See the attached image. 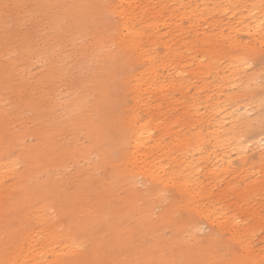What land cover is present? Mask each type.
I'll return each instance as SVG.
<instances>
[{
    "label": "bare ground",
    "instance_id": "6f19581e",
    "mask_svg": "<svg viewBox=\"0 0 264 264\" xmlns=\"http://www.w3.org/2000/svg\"><path fill=\"white\" fill-rule=\"evenodd\" d=\"M250 2L244 39L239 19L197 47L191 0H0V264H264V215H233L234 184H215L258 172L264 188V123L248 115L264 102L250 67L264 0ZM210 74L203 95L174 97Z\"/></svg>",
    "mask_w": 264,
    "mask_h": 264
},
{
    "label": "rangeland",
    "instance_id": "374dc122",
    "mask_svg": "<svg viewBox=\"0 0 264 264\" xmlns=\"http://www.w3.org/2000/svg\"><path fill=\"white\" fill-rule=\"evenodd\" d=\"M251 0H242L237 6L235 5H228L223 4L222 2L218 3L215 0H191V8H192V14L188 20H184L182 23L183 26L186 27V33H185V39L189 40L190 42H193L194 46H199L202 37H209L210 33H215L220 29H223V32L226 33L229 28H226L228 25H234L236 26V21L239 19L243 20L242 26H238L234 28L233 30H237L238 34H240V38L244 39L246 34L242 32L239 28L246 25L247 22L250 23L248 25H252V20H256L258 18V12L257 9L254 8V5L250 2ZM200 2L202 4L200 5ZM95 5V4H92ZM201 6L205 7V10L203 14L201 13ZM195 7V9H193ZM39 15V14H38ZM199 18V19H198ZM203 32H206L208 35H202ZM248 38V36H247ZM246 38V39H247ZM261 39H258L254 41V50L250 54L252 57V61L250 63V67L255 70V72L258 74V93L260 96H264V42H260ZM189 42V43H190ZM66 48L70 49L71 44H68ZM156 51L158 53H163L162 46H157ZM71 60V58H69ZM141 62L137 61L135 59L132 60V66L134 69L140 67ZM37 66H40L37 65ZM33 70V69H32ZM202 77L203 79L210 80L211 74L209 76H196L194 78L190 79L189 88L187 89V92L185 94L178 93L174 91V97L177 99L186 98L190 99V97L193 96H199L203 95L204 91H200L199 86H202ZM121 95V94H120ZM116 94V98L118 99L119 96ZM127 99L129 97V93H125L124 95ZM122 99V98H119ZM118 101V100H116ZM164 105V103H163ZM169 111V110H168ZM167 111V112H168ZM181 113V109L179 108L178 104L176 105V110L172 111L171 114H177ZM168 114V115H171ZM251 117L252 125L261 124L264 123V102L251 103L250 112L248 113ZM197 116V115H196ZM198 117H200L198 115ZM200 120L202 118L200 117ZM263 135H260L259 138H261ZM78 139H81V136L77 137ZM258 138V137H257ZM247 154L250 157V160L254 163L258 162L257 157V148L255 146L250 148V151H247ZM239 159V158H237ZM234 161H236L234 159ZM103 170V169H102ZM252 170H254L252 168ZM257 178V182L251 181L253 178V175H249V173L241 172L237 173L236 175H228L225 179H222L218 182H216V187H223V185L219 186L220 183H233L234 189L228 192V195L226 196V200L233 203L231 206L233 215H239L241 218H246L249 224H252L253 226L256 225L258 222V218L254 216V214H249V212L252 210V208H256L257 211L260 212V214L264 215V188L263 190H260L259 187V180H260V173L256 172L254 175ZM71 184V183H69ZM72 186V185H70ZM137 187L139 188L140 192H143L142 189L143 185L141 182H137ZM256 191V192H255ZM255 192V193H254ZM168 195V192L165 191L163 193L164 201H167L166 196ZM139 200H141V197H138ZM159 211L158 207L153 208L151 214L153 219L156 217L157 212ZM60 219L59 217H57ZM55 220V219H54ZM196 220L199 222V231L198 236L203 237L206 235V233L209 231V228L206 227L207 225L203 223L202 216L196 217ZM212 230H218L221 227L217 224L211 225ZM164 232L166 235H168L169 231ZM223 232V236L228 238L229 234L225 231ZM162 233V234H164ZM251 243L259 252L264 253V223L256 227V229L253 232ZM233 249H238V244L232 243L230 245ZM88 249V246L84 247V249ZM218 251H221L224 256L228 255V249L225 248H218Z\"/></svg>",
    "mask_w": 264,
    "mask_h": 264
}]
</instances>
